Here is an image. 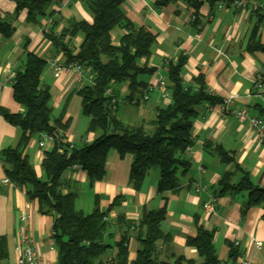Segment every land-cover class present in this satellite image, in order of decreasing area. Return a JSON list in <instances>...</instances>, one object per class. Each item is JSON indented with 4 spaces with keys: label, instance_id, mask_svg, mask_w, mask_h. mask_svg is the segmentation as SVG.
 I'll return each instance as SVG.
<instances>
[{
    "label": "crops",
    "instance_id": "0c3cea01",
    "mask_svg": "<svg viewBox=\"0 0 264 264\" xmlns=\"http://www.w3.org/2000/svg\"><path fill=\"white\" fill-rule=\"evenodd\" d=\"M156 0H124L122 10L125 16L137 26L145 27L153 36L151 53L139 60L140 66L153 68L150 75H140L145 81L147 98L137 103L123 100L127 82L117 86L118 103L114 115L128 124H144L151 127L155 117V108L162 101L158 91L152 87L160 76L165 77L166 63L179 54L185 55L182 68V81L188 85L196 76L201 75L209 90L220 99L229 94L236 97L228 106L241 110L248 116L262 117L264 110V89L254 93V79L258 73H264V52L247 50V42L257 26L260 42H264V18L254 11H236L231 7L218 10L215 1L200 0V7L194 11L182 0L158 8ZM15 4L11 0H0V17L12 22L15 33L9 39L0 37V109L10 113L22 112V107L13 99L11 83L8 79L23 64L24 48L48 60L54 58L64 63L61 52L56 51L44 31L53 26L60 32L69 20L92 22L83 0H54L48 7L51 16L39 17L36 23L28 22L26 10L14 14ZM195 15L196 19L191 20ZM125 31L119 28L111 30L113 44ZM78 35L72 40L70 48L77 52L81 41ZM78 81L72 70L63 68L58 75L48 62L40 77L42 86L50 92L52 116L63 112L62 121L69 120L65 132V141L81 145L93 140L99 132L86 133L88 117L81 114V97L77 90L91 82V75ZM152 88V90H148ZM163 103V102H162ZM229 111L221 109V103L208 105L202 103L192 123V145L184 156L189 159L190 167L185 174H179V184L169 190L158 192L156 184L158 171L150 169L140 187L135 189L129 183V169L132 160L130 154L120 157L111 149L105 162V174L101 180L88 184L86 173L81 169L68 168L62 173L65 187L63 193H76L74 207L84 214L92 211L96 205L109 223L104 241L113 245L126 230L127 223L137 224L144 209H156L163 202L166 216L159 227L167 240L156 243V256L159 260L173 263L182 256L190 264H202L196 249L186 244L187 236H194L197 226L214 230L213 244L218 258L226 261L227 242L238 247L240 255L236 264L247 261L248 264H264V219L260 206L244 208L245 193L221 194L215 191L220 177L232 165L224 163L206 146L219 144L230 151L240 168L251 181L264 187V144L260 143L247 120L240 121ZM263 118V117H262ZM19 136V129L10 125L0 114V150L13 146ZM39 135L28 141L24 152L38 177H42L41 160L45 149L37 145ZM241 173L236 171L233 180L237 182ZM4 171L0 162V236L5 240L7 256L0 264H14L17 254L14 251L19 234L18 216L27 215V229L33 244L40 253L37 264H58L57 252L51 239L52 215H42L37 211V202L28 200L25 192L10 183L2 182ZM196 184L205 189L196 190ZM211 204L208 210L205 205ZM127 264L135 258L138 241L131 232H127ZM115 252L109 248L106 256Z\"/></svg>",
    "mask_w": 264,
    "mask_h": 264
},
{
    "label": "trees",
    "instance_id": "16d2710c",
    "mask_svg": "<svg viewBox=\"0 0 264 264\" xmlns=\"http://www.w3.org/2000/svg\"><path fill=\"white\" fill-rule=\"evenodd\" d=\"M15 4L14 14L26 10L28 22L36 23L39 17L51 16L49 5L54 0H11ZM178 0H156L158 8ZM188 7L197 11L200 0H182ZM211 4L215 0H209ZM227 1V0H226ZM92 22L69 20L60 31L53 26L44 31V37L51 46L61 52L64 63L76 61L86 66L91 82L82 85L76 92L81 97V114L88 117L86 133L99 132L91 141L73 145L65 141V132L69 120L62 121L63 112L52 116L50 92L40 83L47 60L27 50L23 44V64L18 67L10 79L13 99L22 107V112L10 113L0 109V114L10 125L19 129V136L13 146L0 150V162L8 183L22 189L28 200L37 202V211L42 215H52L51 239L57 252L58 264H127V232H131L138 241L135 258L130 264H190L182 256L173 263L159 260L156 256V243L167 240L159 227L166 216L165 203L156 209H144L137 224L127 223L126 230L113 245L104 241L109 223L103 220L104 212L95 205L88 214L74 207L76 193L62 192L65 183L62 180L64 170L72 164L80 165L86 173L88 184L101 180L105 174V162L111 149L120 157L132 156L129 169V183L135 189L140 187L146 173L154 168L158 171L156 189L158 192L173 189L179 184V174H185L190 161L184 156L192 145V123L197 107L202 103L212 105L221 99L209 90L201 75L193 83L186 85L181 72L185 64V55L179 54L166 63L165 77L168 81L169 99L155 108V117L151 127L144 124L124 123L114 115L111 98L118 96L119 85L127 82V92L123 100L137 103L146 89L140 75H150L153 68L139 65L141 58L151 53L154 36L143 26H137L124 14L121 6L124 0H83ZM264 18V6L254 11ZM123 29L115 45L112 43L111 30ZM15 26L11 21L0 17V37L11 38ZM80 35L81 41L76 53L70 48L74 37ZM247 50L264 52L257 26L247 42ZM256 93V91H253ZM264 121V110H260ZM48 133L52 136V145L43 151L41 160L42 177H38L24 152L28 141L34 135ZM220 161L232 165L218 180L215 191L218 195L245 193L244 208L260 206L264 219V187L255 185L248 172L236 163L234 155L219 144L206 145ZM241 173L237 182L233 176ZM214 230L197 226L194 236L186 237V244L196 249L202 264H236L240 251L237 246L227 242L228 256L221 261L215 251ZM115 252L106 256L109 248ZM7 256L6 244L0 236V261ZM238 264V263H237Z\"/></svg>",
    "mask_w": 264,
    "mask_h": 264
},
{
    "label": "built area",
    "instance_id": "2783aa9c",
    "mask_svg": "<svg viewBox=\"0 0 264 264\" xmlns=\"http://www.w3.org/2000/svg\"><path fill=\"white\" fill-rule=\"evenodd\" d=\"M214 4L218 10L226 8V7H231L232 9L239 11V12L258 11L263 8L264 0H227V1L226 0H216ZM195 19H196L195 15L191 16V20H195ZM47 62L51 66H53L56 75H58V73L63 68H68L72 70L75 79H77L80 82L81 80L86 81V79L88 78L87 75H90L87 67L76 61L61 64L58 62L56 57H54V58H49ZM10 79L11 77L7 80L8 83H10ZM168 84L169 83L167 81V78L164 76H160L156 80L154 86H152L158 91L162 102H167L169 99V94L167 90ZM2 85H3V82L0 81V89ZM253 86H254V90L256 91V93L264 89V73H258L256 75ZM145 90H147V87ZM148 90H152V88ZM235 97H236L235 95H231V94L227 96H223L220 102L221 109L223 111H229L228 106L230 105V103ZM146 98L147 96L145 93L142 95V97H140L139 101L145 100ZM117 103H118V99L111 98L112 109L115 108ZM132 103H135V101L133 100ZM229 112L232 113L240 121L247 120L257 140L260 143L264 144V121L260 117L248 116L246 112L241 111V110H236V109H232ZM52 140L53 138L50 134L42 132L39 134L37 145L39 148L45 149L48 144L52 143ZM70 167L74 169H80V165L78 164H72ZM2 182L8 183V180L4 178ZM195 189L198 191L200 189H205V187L200 184H196ZM205 207L208 210L212 209L211 204H207L205 205ZM27 218L28 217L25 213H22L18 216V219L20 221V226H19V234L17 237V241H16V244L14 245V251L17 254L14 264H37L40 258V253L35 248L32 238L30 234L28 233V229L26 225ZM103 220H107V218L104 216ZM239 264H248V262L241 260Z\"/></svg>",
    "mask_w": 264,
    "mask_h": 264
}]
</instances>
